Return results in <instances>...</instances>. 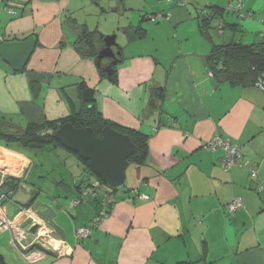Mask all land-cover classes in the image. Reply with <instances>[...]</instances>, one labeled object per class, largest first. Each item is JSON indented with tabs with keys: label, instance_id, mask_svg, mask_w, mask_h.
<instances>
[{
	"label": "crops",
	"instance_id": "crops-1",
	"mask_svg": "<svg viewBox=\"0 0 264 264\" xmlns=\"http://www.w3.org/2000/svg\"><path fill=\"white\" fill-rule=\"evenodd\" d=\"M3 1L0 45L34 36L37 46L21 72L0 57V117L19 129L69 117L83 81L96 91L106 120L149 137L146 170L117 193L90 238L78 240L72 230V241L56 239L51 248L35 244L32 251H45V257L30 262L5 230V264H264V95L257 87L218 85L210 77L206 58L213 45L197 19L208 5L241 4L251 15L226 13V22L238 27L222 40L264 43V0H20L14 7ZM140 24L146 38L129 43L127 33ZM83 25L122 40L117 84L102 79L96 62L76 51ZM216 136L239 146L242 163L249 165L225 171L224 151L206 148ZM32 164L26 153L0 143V185L15 178L37 200L60 208L56 197L28 181ZM236 200L242 206L232 213ZM80 206L86 210L71 216L74 226L82 219L78 229L92 228L98 204L84 200ZM3 208L29 236L33 225L24 228L21 220L35 219L32 212L13 203ZM62 222L65 229L68 222Z\"/></svg>",
	"mask_w": 264,
	"mask_h": 264
},
{
	"label": "trees",
	"instance_id": "trees-1",
	"mask_svg": "<svg viewBox=\"0 0 264 264\" xmlns=\"http://www.w3.org/2000/svg\"><path fill=\"white\" fill-rule=\"evenodd\" d=\"M19 1L20 0H4L3 2L5 7H14ZM25 1L28 3L32 0ZM238 5L241 4L235 6L230 5V8L223 9L218 6L208 5L199 12L197 19L202 36L213 45L212 53L206 58V61L210 73L213 74L218 85L230 84L238 87H257L258 80L264 72V43L246 45L235 41L224 42V40H222L230 30L238 27L236 24L226 22V13L236 14L240 18H246L251 15V13H243V7L237 10L236 6ZM149 18L151 19L152 16ZM79 27L80 36L74 44L76 51L82 58L93 59L96 62L102 79H108L111 83L117 84L119 66L123 62V48L120 46L118 47L121 56L117 65L113 66L107 59L99 61L98 55L105 48L104 39L106 36H103L99 31H91L84 25ZM125 33H127V30H125ZM127 35L129 43L141 41L146 38L147 29L143 28L142 24H140L133 32H129ZM109 65H112L110 74L106 72V68ZM76 89L78 92V104L74 113L69 117L57 121L45 122L43 124L30 123L25 129L16 128V126L6 120V118L0 117V143L19 153H24V151L27 150L42 152L48 151L49 149L54 151L59 147L63 148L74 155L76 159L85 166V170L89 171L88 173L91 174V178L93 177L96 181H99L105 186L102 180L92 171L90 163L82 160L78 154L66 149L54 138V132L65 124H72V126L77 129L91 128L95 131L96 136L101 138L103 129L110 126L114 130L127 135L136 146L135 154L129 159L130 167L128 170L132 169L133 174L136 176L142 174V172L146 170L148 164L149 137L138 130L126 128L106 120L97 106L96 91L91 89L85 82H79L76 85ZM40 179H44V177ZM84 181L85 180L78 184L75 183L78 198L81 197L82 186L84 187L89 184L91 186L92 184ZM6 183L10 185L19 184L20 186L19 180L11 177L7 178ZM58 184L66 183L61 181ZM108 189L116 196L119 191H124L125 185L121 189H112L109 187ZM41 191L40 189L38 190V192ZM127 192L130 193L131 190L127 189L125 193ZM86 200L91 203H96V200ZM111 210L112 207L108 209L107 214H109ZM199 263L200 262L183 261L177 264Z\"/></svg>",
	"mask_w": 264,
	"mask_h": 264
},
{
	"label": "water",
	"instance_id": "water-1",
	"mask_svg": "<svg viewBox=\"0 0 264 264\" xmlns=\"http://www.w3.org/2000/svg\"><path fill=\"white\" fill-rule=\"evenodd\" d=\"M105 48L98 55V60H109L112 65H117L121 53L116 42V36L104 39ZM37 46L36 37L32 36L25 41H6L0 45V57L8 64L12 71H23L33 55ZM117 49V51L114 50ZM112 65L106 68L110 74ZM54 138L66 149L80 156L90 163L92 171L98 176L105 186L112 189H121L127 182V172L130 167L129 159L135 154L136 146L131 139L112 127L107 126L102 131V137L96 136L91 128L77 129L72 124H65L54 132ZM13 203L19 208L31 211L34 218H22V226L30 228L34 234L43 225L50 228L62 240L67 241L66 230L57 223L59 213L48 203L37 200L35 193H28L21 189L19 184L0 185V204L2 206ZM0 264H5L0 256Z\"/></svg>",
	"mask_w": 264,
	"mask_h": 264
},
{
	"label": "built area",
	"instance_id": "built-area-1",
	"mask_svg": "<svg viewBox=\"0 0 264 264\" xmlns=\"http://www.w3.org/2000/svg\"><path fill=\"white\" fill-rule=\"evenodd\" d=\"M171 1V0H167ZM183 4H187V0H181ZM241 5L236 6L237 10L241 9ZM210 77H213L212 73H209ZM257 88L264 95V72L260 76ZM206 148L209 150H217L221 149L225 153V158L223 160L225 171H229L233 168H236L245 163V165H249V162L242 163V154L239 146L234 145L228 141H225L223 138L216 136L214 139L210 140L206 145ZM258 177L257 172L252 168L251 169V178L252 180H256ZM88 186V187H87ZM87 186H82L81 188V197L76 201L72 202V208L79 207L81 203L86 200H96L98 204L97 214L92 221V228H81L76 230V237L78 240H82L85 238H90L92 236L93 230L99 226L103 218L107 215L108 209L110 207H114L116 203V196L108 190L107 186H103L99 181L94 180L91 186L90 184ZM107 187V188H106ZM146 198V197H145ZM84 199V200H83ZM242 206V200H236L229 206V211L234 212L239 207ZM40 227L34 234H30L29 236L26 234L25 230L15 221H10L7 217L6 211L3 206L0 204V233L8 230L11 232L15 241L18 242V246L15 247L20 252V255L30 261L34 262L39 259L45 257V251L33 252L32 246L35 244H40L43 247L51 248L54 246V241L57 239L58 242L62 241L50 228H45L43 225ZM29 234V233H28Z\"/></svg>",
	"mask_w": 264,
	"mask_h": 264
},
{
	"label": "rangeland",
	"instance_id": "rangeland-1",
	"mask_svg": "<svg viewBox=\"0 0 264 264\" xmlns=\"http://www.w3.org/2000/svg\"><path fill=\"white\" fill-rule=\"evenodd\" d=\"M119 43L121 44L122 40H119ZM119 43H117L118 46H120ZM153 108L156 107L154 106ZM24 153L30 156L31 161L33 162L28 176V181L43 187L45 192L50 193L60 202V208H57V205H55L53 201H50L51 205L59 210L60 218L57 220V223L59 225L63 224V220L68 222V224L65 225V229L69 237V241H72L71 231L77 230L84 224L82 223V219L79 218L81 220L80 224L74 226L75 222L71 219V216H75L76 212L79 214L80 211L86 210V207L83 206L78 208L76 207L77 209L72 208V202L78 199L75 183L77 181L79 183L82 180H85L86 183H92L95 179L93 177L91 178V174L88 173L89 171L84 170L86 169L85 166L78 161L74 155L63 148L59 147L54 151L49 149L48 151L42 152L27 150L24 151ZM41 176L44 177L43 182H39ZM132 180L133 172L132 169H130L127 172V182L125 184V188H128V186L132 184ZM61 181H64L66 184H58ZM87 209H89V207ZM7 251L8 253L6 255L11 253L8 248Z\"/></svg>",
	"mask_w": 264,
	"mask_h": 264
},
{
	"label": "flooded vegetation",
	"instance_id": "flooded-vegetation-1",
	"mask_svg": "<svg viewBox=\"0 0 264 264\" xmlns=\"http://www.w3.org/2000/svg\"><path fill=\"white\" fill-rule=\"evenodd\" d=\"M114 50H115V51H117V49H116V48H114ZM110 192H111V191H110ZM111 193H112V192H111Z\"/></svg>",
	"mask_w": 264,
	"mask_h": 264
}]
</instances>
